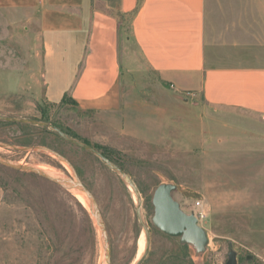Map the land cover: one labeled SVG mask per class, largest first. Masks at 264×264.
Returning <instances> with one entry per match:
<instances>
[{
  "label": "rangeland",
  "instance_id": "obj_1",
  "mask_svg": "<svg viewBox=\"0 0 264 264\" xmlns=\"http://www.w3.org/2000/svg\"><path fill=\"white\" fill-rule=\"evenodd\" d=\"M3 44L0 39V57L8 54L7 63L16 65L11 56L17 51ZM127 46L121 53L123 73L130 70L141 89L150 79L142 63L124 49ZM147 88L139 93L138 105L148 114L147 124L127 139L117 135L126 139L117 142L114 134L109 135L112 141H103L94 113L44 102L36 110L22 111L17 94L4 102L1 97L0 105L10 107H0V118L45 126L0 123V159L75 174L97 204L110 264L137 261L143 228L148 246L141 264H184L187 256L192 264H225L230 251L236 253V264H264V140L255 130L257 120L246 112L209 107L195 96ZM55 129L117 153L113 158L118 166L111 163L136 187L139 214L130 185L90 151L57 138ZM0 167V264H49L56 258L62 264H100L98 229L84 204L34 174ZM167 184L175 186L172 198L184 213L205 214L198 221L208 240L204 252L196 253L190 245L184 251L179 239L153 227L151 199L159 185ZM144 247L145 234L140 256Z\"/></svg>",
  "mask_w": 264,
  "mask_h": 264
},
{
  "label": "crops",
  "instance_id": "obj_2",
  "mask_svg": "<svg viewBox=\"0 0 264 264\" xmlns=\"http://www.w3.org/2000/svg\"><path fill=\"white\" fill-rule=\"evenodd\" d=\"M0 23L18 62L0 57V98L17 94L22 111L67 95L104 142L126 141L147 124L139 93L153 87L246 112L264 140V0H0ZM124 44L146 87L123 73Z\"/></svg>",
  "mask_w": 264,
  "mask_h": 264
},
{
  "label": "water",
  "instance_id": "obj_3",
  "mask_svg": "<svg viewBox=\"0 0 264 264\" xmlns=\"http://www.w3.org/2000/svg\"><path fill=\"white\" fill-rule=\"evenodd\" d=\"M10 121V122H22L25 124H35L45 126V124L38 123L35 121H24L19 119H11V118H0V120ZM56 133L68 143L79 147L81 149L90 151L93 153L98 159H100L106 166H108L111 170L118 173L120 177L130 185L132 191L136 195L137 200V214H139V199L138 192L134 184L130 181V179L125 175L119 168L113 165L110 161L102 157L97 151L92 149L91 147L85 146L69 137H67L61 131L55 129ZM0 165L15 171H20L24 173L34 174L46 181L51 182L54 185H57L64 191L68 193L78 192L84 195L91 210L90 214L95 222V225L100 232V238L102 240V261L104 264H110V254H109V245L107 235L104 229V224L102 218L100 216L97 204L92 197L89 190L81 183V181L75 176H66L59 172H48L44 170H40L38 168L29 167V166H21L9 161H4L0 159ZM175 190V186L173 185H159L152 196L151 205L153 207V216L151 219V223L154 228H156L163 235H166L170 238L179 239L180 243L183 245L192 246L196 253H202L205 250V247L208 243L205 231L198 225V220L194 216L193 213L186 214L181 209L179 204L172 198V192ZM145 232V249L143 254L134 264H141L146 250L148 246V233L146 228H143ZM225 264H236V253L230 251L228 254V259Z\"/></svg>",
  "mask_w": 264,
  "mask_h": 264
},
{
  "label": "trees",
  "instance_id": "obj_4",
  "mask_svg": "<svg viewBox=\"0 0 264 264\" xmlns=\"http://www.w3.org/2000/svg\"><path fill=\"white\" fill-rule=\"evenodd\" d=\"M64 103H67V104H70L72 106H76L75 103L70 100L67 95H64L61 102L59 103L60 105H63ZM0 123H6V124H10V125H16V126H20V127H24V128H31L29 125H26V124H20V123H13V122H0ZM43 129V128H42ZM62 133H64L67 137L85 145V146H88V147H91L92 149H94L95 151H97L102 157H104L105 159H107L108 161L114 163L117 165L116 161L114 160L113 156L115 154H117L114 150L110 149L109 147H104V146H100V145H97V144H91L90 142H88L86 139H81L78 135H76L75 133H72L71 131H66V130H63V129H59ZM57 134V133H56ZM57 138H60L62 139L58 134L56 135ZM118 166V165H117ZM1 168V167H0ZM3 169V168H1ZM120 169H122L120 167ZM22 176H26V175H22ZM80 206V205H79ZM85 212V211H84ZM187 246L188 245H179V248L182 249V250H187ZM58 259L59 258H56V259H53L51 261V263L49 264H62V263H59L58 262ZM184 264H192L190 258L187 256L186 257V260H184Z\"/></svg>",
  "mask_w": 264,
  "mask_h": 264
},
{
  "label": "bare ground",
  "instance_id": "obj_5",
  "mask_svg": "<svg viewBox=\"0 0 264 264\" xmlns=\"http://www.w3.org/2000/svg\"><path fill=\"white\" fill-rule=\"evenodd\" d=\"M41 169H42V168H41ZM44 171H45V170H44ZM46 171H47V170H46ZM48 171H49V170H48ZM72 195H74V196L76 197V199H77L78 201H80L82 204H84V205L88 208V210L91 212V210H90V208H89V205H88V203H87V200H86V198L84 197L83 194L78 193V192H73ZM98 233H99V238H100V232L98 231ZM144 234H145V232H142V233H141L140 238H139V241H138V249H137V257H136V259H139V258L141 257V256H140V250H141V244H142V240H143V238H144ZM100 241H101V245L103 246L101 238H100ZM144 249H145V247H144ZM143 252H144V250H143ZM142 254H143V253H142ZM142 254H141V255H142ZM99 260H100V259H99ZM100 264H104L102 260L100 261Z\"/></svg>",
  "mask_w": 264,
  "mask_h": 264
},
{
  "label": "built area",
  "instance_id": "obj_6",
  "mask_svg": "<svg viewBox=\"0 0 264 264\" xmlns=\"http://www.w3.org/2000/svg\"><path fill=\"white\" fill-rule=\"evenodd\" d=\"M261 120L264 122V115L261 116ZM200 207V204L199 203H196V208ZM195 216V215H194ZM197 216V217H196ZM196 218L197 220H203L204 217H205V214L202 212V211H199L197 214H196Z\"/></svg>",
  "mask_w": 264,
  "mask_h": 264
}]
</instances>
